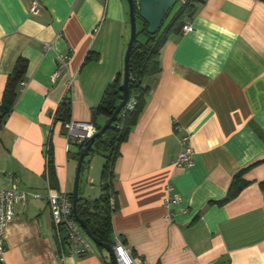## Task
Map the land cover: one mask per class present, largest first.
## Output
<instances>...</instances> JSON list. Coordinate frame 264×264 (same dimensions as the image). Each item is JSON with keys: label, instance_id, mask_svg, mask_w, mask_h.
<instances>
[{"label": "crops", "instance_id": "crops-1", "mask_svg": "<svg viewBox=\"0 0 264 264\" xmlns=\"http://www.w3.org/2000/svg\"><path fill=\"white\" fill-rule=\"evenodd\" d=\"M37 1L30 14L31 0H0V103L16 61L26 60L25 87L0 128V190L15 184L33 195L15 206L2 263L108 264L112 258L89 239L91 252L63 248L61 258L46 195L72 193L78 161L57 108L68 95L70 121L91 123V109L123 67L129 7L126 0ZM188 23L192 31L171 36L159 71L141 81L144 107L113 168V235L139 264H264V2L204 0ZM57 55H68V65L51 82ZM186 147L193 166L177 167ZM86 160L78 193L95 199L104 159ZM244 169L248 186L218 204ZM168 187L179 200L165 205Z\"/></svg>", "mask_w": 264, "mask_h": 264}, {"label": "trees", "instance_id": "trees-1", "mask_svg": "<svg viewBox=\"0 0 264 264\" xmlns=\"http://www.w3.org/2000/svg\"><path fill=\"white\" fill-rule=\"evenodd\" d=\"M260 1L264 2V0ZM203 2L204 0H176V5L169 11L160 29L153 35L147 33L146 23L136 15V38L132 45L128 62L129 100L127 104L100 137L82 143H76L68 139L70 143L78 147V152L75 154L77 160L84 146L88 147V155L83 159L80 174L83 170V165L87 163L86 159L93 154H100L104 159L100 175L99 196L95 199H89L79 196L78 193L75 205L77 217L84 221L90 234L101 243L107 244L110 235L113 234L111 217L117 211L116 195L111 185L113 168L115 160L119 156V146L127 139L130 129L136 123L144 107L148 90L142 86L141 81L145 76L155 74L159 71V54L161 48L171 36L182 33V27L189 22L197 6ZM137 21H140L139 27ZM91 58L88 57L85 61ZM25 67L26 60L21 57L18 58L13 72L8 77L2 102L0 103V128L21 91L19 86L20 82L23 81ZM122 85L123 67L116 74L115 78L107 84L97 106L91 109V123L97 131L111 117L116 107L120 104L123 96ZM70 114L71 99L67 95L57 108L55 120L65 124L70 121ZM98 117L103 118L104 123L102 125L96 124L95 120ZM47 170L49 182L53 183L55 170L50 151L48 152ZM245 171L246 169L241 170L232 177L224 198L218 201V204L222 205L233 200L248 186L249 182L243 178ZM259 187L264 191V181L259 183ZM66 196L72 201V193L66 194ZM111 199H114L113 204H110ZM55 235L54 232V239L58 250L60 251L61 249L60 245L63 250L64 244L59 245ZM97 248L101 249L98 246ZM0 264H3L2 261H0ZM108 264L114 263L111 260Z\"/></svg>", "mask_w": 264, "mask_h": 264}, {"label": "built area", "instance_id": "built-area-1", "mask_svg": "<svg viewBox=\"0 0 264 264\" xmlns=\"http://www.w3.org/2000/svg\"><path fill=\"white\" fill-rule=\"evenodd\" d=\"M39 3L37 0H31L29 4L30 14H37ZM192 31L190 23H186L182 27V33ZM69 56H56V70L50 76L53 82L58 75L67 67ZM25 87V81L20 82V90ZM65 136L76 143H82L89 140L96 132V128L92 123H82L69 121L63 124ZM186 138H183L185 141ZM193 151L186 147L181 151L174 162L177 167L190 168L193 166ZM12 181H16L12 175H9ZM167 196L164 199V204L169 205L176 203L179 200V195L173 191L171 187L167 188ZM32 194L19 190L15 184L9 189L0 190V261L5 252L4 234L6 226L15 219V206L17 204H25L27 200L32 197ZM49 204L51 217L54 224L55 236L59 242L64 244L74 256H84L92 251L87 236L84 234L81 226L76 222L72 214V201L64 194L56 192H49L46 195ZM114 203V199L110 200V204ZM65 231L66 239L62 240V232ZM114 254L115 264H139L131 256L130 252L125 246L114 237V243L111 245ZM61 258L64 257V251L61 250Z\"/></svg>", "mask_w": 264, "mask_h": 264}, {"label": "water", "instance_id": "water-1", "mask_svg": "<svg viewBox=\"0 0 264 264\" xmlns=\"http://www.w3.org/2000/svg\"><path fill=\"white\" fill-rule=\"evenodd\" d=\"M129 7V22H130V38L125 50L124 58H123V96L120 104L116 107L114 113L111 117L103 124V126L89 139L93 140L97 137L103 135V133L108 129L111 125L115 117L119 114V112L125 107L129 100L128 93V77H129V55L132 48V45L136 38V15L142 19L146 25V31L148 34H155L161 27L162 22L165 17L169 13L170 10L174 8L176 5V0H126ZM88 155V147L84 146L82 152L79 154V158L76 165L75 177L73 182V190H72V212L74 219L81 226L84 233L88 237V239L93 242L96 246L104 249L109 256L112 258L114 263V254L112 252L111 245L114 243V235H110L109 242L107 244L99 242L95 239L89 232L84 221L80 220L76 215V200L78 196V188H79V179H80V171L82 167L83 159ZM66 239L65 231L62 232V240ZM65 254H68V248L64 247ZM115 264V263H114Z\"/></svg>", "mask_w": 264, "mask_h": 264}, {"label": "rangeland", "instance_id": "rangeland-1", "mask_svg": "<svg viewBox=\"0 0 264 264\" xmlns=\"http://www.w3.org/2000/svg\"><path fill=\"white\" fill-rule=\"evenodd\" d=\"M137 24H138V27L140 26L139 24H140V21H137ZM92 245H93V243L92 242H90ZM106 252V251H105ZM109 254L107 253V256H108ZM109 258H110V256H108Z\"/></svg>", "mask_w": 264, "mask_h": 264}]
</instances>
